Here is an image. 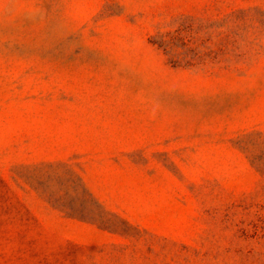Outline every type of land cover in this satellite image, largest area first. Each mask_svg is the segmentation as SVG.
Segmentation results:
<instances>
[{"label": "rangeland", "instance_id": "1", "mask_svg": "<svg viewBox=\"0 0 264 264\" xmlns=\"http://www.w3.org/2000/svg\"><path fill=\"white\" fill-rule=\"evenodd\" d=\"M0 264H264V0H0Z\"/></svg>", "mask_w": 264, "mask_h": 264}]
</instances>
